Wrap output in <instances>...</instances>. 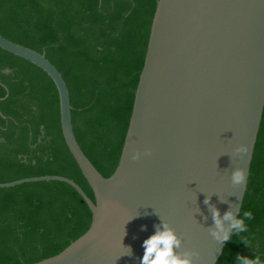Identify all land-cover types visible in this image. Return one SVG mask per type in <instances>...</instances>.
I'll return each mask as SVG.
<instances>
[{
    "label": "water",
    "instance_id": "95a60500",
    "mask_svg": "<svg viewBox=\"0 0 264 264\" xmlns=\"http://www.w3.org/2000/svg\"><path fill=\"white\" fill-rule=\"evenodd\" d=\"M0 48L52 79L64 141L94 195L92 201L73 180L56 175L0 184L64 182L91 211L82 236L33 264H140L143 241L161 221L181 239L177 252H197L194 264H216L228 241L209 234L211 209L222 220L229 210L239 215L262 119L264 0H157L121 154L107 178L75 138L57 68L43 53L1 35ZM241 146L246 154L235 151ZM237 169L246 177L240 186L231 182ZM230 223L224 221L231 236Z\"/></svg>",
    "mask_w": 264,
    "mask_h": 264
},
{
    "label": "trees",
    "instance_id": "16d2710c",
    "mask_svg": "<svg viewBox=\"0 0 264 264\" xmlns=\"http://www.w3.org/2000/svg\"><path fill=\"white\" fill-rule=\"evenodd\" d=\"M156 3L0 0V35L43 53L60 72L75 138L106 178L119 161ZM47 175L73 180L94 201L64 141L52 79L0 48V184ZM244 211L253 215L246 221L248 232L231 237L216 264H236L237 254L258 255L264 264V108ZM91 219L87 204L64 182L0 188V264H33L55 256L88 230Z\"/></svg>",
    "mask_w": 264,
    "mask_h": 264
},
{
    "label": "clouds",
    "instance_id": "9594fccd",
    "mask_svg": "<svg viewBox=\"0 0 264 264\" xmlns=\"http://www.w3.org/2000/svg\"><path fill=\"white\" fill-rule=\"evenodd\" d=\"M237 153L246 154L248 152L247 146L238 147L235 150ZM150 155V151L145 153ZM140 158V153L132 157L133 160ZM245 172L243 169L233 171L231 175V182L234 186H240L245 183ZM210 199H205V204H209ZM214 228L209 230V234L218 242L224 243L225 241L231 242V237L240 236L241 233L248 232L246 221L253 219L251 211L240 212L239 216L229 210L220 217V212L214 207L211 209ZM224 221H231L229 229L232 236L225 230ZM155 234L143 241L144 254L140 264H194V258L198 257V253L194 251L177 252L182 246V241L176 234L175 230L169 226L165 221L156 226ZM241 242L249 247V242L246 237H241ZM131 254V248H128V255ZM236 264H262L261 258L255 255L254 259L237 254Z\"/></svg>",
    "mask_w": 264,
    "mask_h": 264
}]
</instances>
